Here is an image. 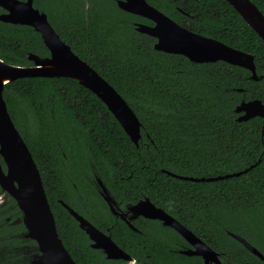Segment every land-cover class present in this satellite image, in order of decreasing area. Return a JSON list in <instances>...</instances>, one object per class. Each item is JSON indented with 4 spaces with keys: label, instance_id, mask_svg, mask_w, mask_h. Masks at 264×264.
<instances>
[{
    "label": "trees",
    "instance_id": "1",
    "mask_svg": "<svg viewBox=\"0 0 264 264\" xmlns=\"http://www.w3.org/2000/svg\"><path fill=\"white\" fill-rule=\"evenodd\" d=\"M252 1L264 12V0ZM148 2L196 32L254 54L262 78L226 61L195 63L157 50V39L136 28L137 22H153L120 8L117 0H36L61 37L114 85L142 122L136 146L106 104L74 78L25 77L5 86L59 235L78 264H127L93 248L62 200L81 213L87 203L94 210L89 218L101 229L112 226L113 238L134 257L147 264H194L163 242L137 245L138 234L115 223L86 179L94 167L118 199L135 203L150 197L217 250L220 241L229 255L252 256L230 230L264 251V119L238 121L236 112L244 99L264 101V40L227 0ZM30 53L50 55L41 34L0 20V58L32 65ZM0 162L5 168L1 156ZM246 168L211 182L169 174L210 177ZM0 197V264H25L38 252L37 243L24 236L16 200L1 187Z\"/></svg>",
    "mask_w": 264,
    "mask_h": 264
},
{
    "label": "water",
    "instance_id": "2",
    "mask_svg": "<svg viewBox=\"0 0 264 264\" xmlns=\"http://www.w3.org/2000/svg\"><path fill=\"white\" fill-rule=\"evenodd\" d=\"M245 19V21L264 40V12L252 0H227ZM120 8L150 19L153 24L137 22L139 32L155 37V48L168 53L182 54L195 63L226 61L249 69L252 78L262 77L256 70L255 55L227 44L217 38L196 32L174 20L168 14L154 6L148 0H117ZM0 6L7 10L0 14V20L7 23L30 25L38 31L50 50L49 56L30 53L32 65H14L0 58V187L3 193L13 197L19 206L26 232L24 236L36 241L38 252L25 264H78L59 235L56 218L44 186L41 172L33 154L16 126L4 97L5 86L13 80L25 77H69L95 93L120 122L136 146L142 138V122L134 109L122 94L103 77L88 61L78 55L57 32L45 11L34 6V0H0ZM238 121H247L254 117L264 119V101L260 98L242 100L236 107ZM253 166H250V168ZM245 170L218 176H189L169 171V174L191 181H217L239 176ZM101 194L114 207L111 191L96 174ZM62 204L80 224V228L92 240V247L102 250L108 259L135 260L112 238L96 227L71 205L62 200ZM136 213L164 220V224L175 228L196 250L184 251L187 254H203L208 261L216 259L217 253L204 240L187 228L174 216L158 207L149 198L141 200L131 207ZM248 249L264 258V254L242 236L232 233Z\"/></svg>",
    "mask_w": 264,
    "mask_h": 264
},
{
    "label": "flooded vegetation",
    "instance_id": "3",
    "mask_svg": "<svg viewBox=\"0 0 264 264\" xmlns=\"http://www.w3.org/2000/svg\"><path fill=\"white\" fill-rule=\"evenodd\" d=\"M35 2H36V0H34V6L37 7L35 5ZM37 8H39V7H37ZM0 10H1L0 11V14L7 12V10L4 9L3 7H1V6H0ZM42 11H44V10H42ZM10 24H14V23H10ZM14 25H23V24H14ZM28 26H30V25H28ZM94 169H95L94 167H92V169H91L92 176L89 175V174H86L85 175L86 179L95 188L96 192L102 198L104 204L108 207L109 212L114 217L115 223H120L121 222L125 227L133 230L136 234H138V237L136 239L137 245H140V246L145 247V246L151 244L149 242V239H151V240L154 241L151 244L152 246H155V242H160V243L163 242V244H161V245L164 246L165 248H167L169 251H171L172 254L175 253V254H179V255H182V256H186L187 257V260L194 261V264H264V258L260 257L259 255L255 254L253 251H251L250 249H248L240 240H238L237 238H235L232 235V233H235V232H232L230 230H227V233L230 234L233 238H235L238 242H240L241 245H243L249 251V253L252 256H250L248 254L246 256H242V257H237V256L229 255L227 250H224L223 248L220 249L221 246H222V243L220 241H219L220 248L217 250L212 244H209L204 239L203 236L198 235L189 226H187L186 224H184L181 220H179L178 218H176L173 214H171L165 208L162 207L167 213H169L171 216H174L182 224H184L187 228H189L191 231H193L199 238H201L207 244H209L213 248V250L217 253V261H216V259H209L207 261L206 258L203 256V254H200V253L199 254H196V253H194V254H187V253H185L184 251L196 250V247L191 242H189L187 239H185L175 228H173L172 226L165 225L163 219H160V218H152V217L146 216L143 213H139L138 214V213H136L131 208L133 205H136L141 200H144V199H147V198L150 199V197H144V198H141L140 200H138L135 203H130V202H125V201H123L121 199H118L117 196L114 195L111 192V195H112V197H113V199L115 201L113 205L115 207V210L118 212V215L115 214V213H113L112 210H111V208H110L109 203L104 199L103 195L101 194V186L98 183V180H97V177H96V174L97 173H96V170H94ZM94 171H95V176L93 177ZM103 182L108 187V184H107L106 180L103 179ZM109 190H110V188H109ZM0 198H2V197H0ZM88 200L90 201L91 199L88 198ZM0 201H1V199H0ZM153 203L156 204L155 202H153ZM87 206H88L87 203L84 204L85 211L83 213L79 212L75 208L74 209L79 214H81L85 218H87L90 222H92L101 231H103L104 233L112 236V234L110 233V231L112 230V226H108V227H106V229H101L99 226H97V224L91 218H89V217H93L94 216V214H93L94 213V210H91V209L87 208ZM158 207H161V206H158ZM78 223H79V221H78ZM79 227H80V224H79ZM162 232H166V233H162ZM174 232L176 233V235H175ZM235 234H238V235L242 236L243 238H245L246 240H248L252 245H254L256 248H258L264 254V251L261 250L256 243H254L250 239L246 238L245 236L241 235L240 233H235ZM112 238H113V236H112ZM113 240L116 242V240L114 238H113ZM90 241H91V244H92V240L91 239H90ZM118 245L122 249H124L120 244H118ZM98 250H100V249H98ZM124 250L128 254H130L134 258L135 261L133 263H131V262L125 260V259H117V260H124L125 262H127V264H147V263H145L142 260V258H136L130 252H128L126 249H124ZM100 251L106 257V254L102 250H100ZM110 260H116V259H110Z\"/></svg>",
    "mask_w": 264,
    "mask_h": 264
},
{
    "label": "rangeland",
    "instance_id": "4",
    "mask_svg": "<svg viewBox=\"0 0 264 264\" xmlns=\"http://www.w3.org/2000/svg\"><path fill=\"white\" fill-rule=\"evenodd\" d=\"M2 202V199H1V201H0V203Z\"/></svg>",
    "mask_w": 264,
    "mask_h": 264
}]
</instances>
